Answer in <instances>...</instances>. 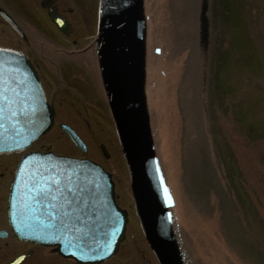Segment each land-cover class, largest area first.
<instances>
[{
    "label": "rangeland",
    "instance_id": "374dc122",
    "mask_svg": "<svg viewBox=\"0 0 264 264\" xmlns=\"http://www.w3.org/2000/svg\"><path fill=\"white\" fill-rule=\"evenodd\" d=\"M140 2L147 46V107L185 260L187 264H264V103L258 106L261 111L255 108L259 99L255 81L258 77L264 80V73L258 76L256 71L257 50H245V44L234 38L237 32L244 36L248 29L251 46L256 39L264 44V0H233L234 12L244 21L237 31L228 22L225 0H208L210 39L206 49L199 42L203 0ZM90 3L93 0H80L76 6L88 12ZM81 27H86L85 22ZM96 36L95 30L90 36H78L76 48H86ZM64 44L73 50L71 41ZM261 49L263 54L264 45ZM245 54L253 64L246 63ZM205 55L208 63L204 66ZM57 58L65 76L59 83L68 84L57 86L54 76L59 74L55 71L47 78V86L57 105L59 124L66 123L80 134L88 154L84 156L59 126L41 144L52 146L58 154L89 158L113 173L119 203L131 215L125 250L105 264H158L135 214L96 54ZM219 86L226 90L231 86L230 94ZM244 103L250 109H240ZM248 129L259 131L260 137ZM102 144L110 159L103 155ZM216 147L222 154L219 157ZM222 160L227 166L235 165L226 168L225 179ZM232 180L244 199L241 204L236 196L234 208L226 206ZM251 241L261 246L259 251L251 249L258 252L256 257L242 243L253 244Z\"/></svg>",
    "mask_w": 264,
    "mask_h": 264
},
{
    "label": "water",
    "instance_id": "95a60500",
    "mask_svg": "<svg viewBox=\"0 0 264 264\" xmlns=\"http://www.w3.org/2000/svg\"><path fill=\"white\" fill-rule=\"evenodd\" d=\"M139 7L138 0H101L100 44L105 86L143 231L160 264H184L159 180L147 115L143 92V50L138 26ZM207 8L205 3L201 16L203 41H207L209 35ZM36 100L44 112L37 115L41 124L39 127L36 125L34 140L51 129L54 119V111L46 103L40 88ZM64 129L76 145L86 152V146L79 136L69 127ZM38 158L40 160L34 158L32 162L42 163L43 168L36 179L46 175L51 167L61 169L67 187L75 190L71 195L77 196L81 202L82 219L77 232H74L76 239L66 243L65 250H61L62 255L74 258L80 264H101L110 260L125 238L128 223L126 211L116 204L112 176L89 160L76 161L52 154ZM31 193V186L20 180L16 200L28 206L33 199ZM93 196L98 198L95 204L90 202ZM29 211L30 206L20 211L21 217ZM24 219H28V216L25 215ZM20 236L33 240L26 231L21 232ZM37 243L50 244L43 241Z\"/></svg>",
    "mask_w": 264,
    "mask_h": 264
},
{
    "label": "flooded vegetation",
    "instance_id": "af4514ba",
    "mask_svg": "<svg viewBox=\"0 0 264 264\" xmlns=\"http://www.w3.org/2000/svg\"><path fill=\"white\" fill-rule=\"evenodd\" d=\"M79 1L0 0V49L14 51L11 58H0L8 70L5 72L4 83L0 85L3 90L0 94V109L7 113H20L22 107L29 106L30 95L35 94L37 76L49 102L56 105L47 90V78L60 60L52 58L49 52L52 54L53 51L69 49L64 41H71L72 46L76 47L79 45L78 36H83L84 33L90 36L94 32L95 7L90 3L88 12L80 7L78 10L76 5ZM3 13L11 20H7ZM52 15L66 23L67 31L63 33L57 27ZM84 22L86 27L83 28L81 24ZM16 52L23 54L25 58L13 57ZM58 78L62 82L60 76ZM55 109L58 119L56 106ZM35 145L33 151L36 150ZM26 154L16 151L0 153V264H12L19 258H22L19 264H77L62 257L55 246L23 242L16 234L9 201L16 174ZM59 189L61 187L54 188L52 182L49 183L44 213L50 228L52 222L57 223L54 232H62V224L67 222V212L63 211V199L58 194ZM30 221L35 223L36 219L32 218ZM51 233L52 230L49 229L47 238L50 241L53 237L57 241L61 238L56 237H62L61 234L52 236Z\"/></svg>",
    "mask_w": 264,
    "mask_h": 264
},
{
    "label": "trees",
    "instance_id": "16d2710c",
    "mask_svg": "<svg viewBox=\"0 0 264 264\" xmlns=\"http://www.w3.org/2000/svg\"><path fill=\"white\" fill-rule=\"evenodd\" d=\"M225 4H226L225 7H226V10H227L226 14H227L228 22H229V24L231 23L232 27H234L235 30L237 31L238 25H241V23L244 24V21L242 20V18L239 19L240 15H237L236 12H234L235 3L233 2V0H225ZM247 31H246V34L244 36L241 35L240 32H237L236 36H234V38H235V40L237 42H241L242 44H245L244 45V49L245 50H248L249 47H251L253 51L257 50V58H258V60H257V70L256 71L259 74L258 76H261L264 73V56H263L264 53L262 54L263 50L261 49L264 44H262L258 39H256L253 42L255 45L251 46L249 40L252 39V32H251V36H250V33H249L250 30L247 29ZM262 34L264 35V31H262ZM242 39H244V42H242ZM245 59L247 60L246 63H249L250 65L253 64V59L249 55L247 56L245 54ZM258 82H260V83H258ZM215 86H216V83H215ZM230 87L231 86H228V90H226L225 88L219 86V89L225 90V91H227L228 94H230ZM255 89H256V92H257V94L259 96V99L257 100V103L255 104L256 105L255 108H257V109H259L261 111V108L258 107L259 105H262L264 103L263 102L264 101V80H262L261 77H258V81L257 80L255 81ZM246 108L250 109V105L245 104V103L243 105L240 104V109H246ZM260 115H261V117H263L262 113ZM242 124L245 125V121H243ZM248 130H250L251 132H254V137L255 136L260 137L259 131L255 130V129H248ZM254 137H252V139H254ZM260 140L263 143L264 139L263 140L260 139ZM228 167H229V165L227 166V168ZM229 177L231 178L230 175H229ZM231 183L233 185V180H232ZM235 184L236 183H234L233 187H229L228 193L230 194V197H227V200H226V206H231L233 208L235 206V203H234L235 201L233 199H235L236 196L238 197V200L240 201L241 204H242V202L244 200L239 195V193H240L239 185L235 186ZM250 236H253V235H250ZM248 246L251 249H253V248L255 249V244L254 245L253 244H248ZM248 246H247V248H248Z\"/></svg>",
    "mask_w": 264,
    "mask_h": 264
},
{
    "label": "snow or ice",
    "instance_id": "6c2138e0",
    "mask_svg": "<svg viewBox=\"0 0 264 264\" xmlns=\"http://www.w3.org/2000/svg\"><path fill=\"white\" fill-rule=\"evenodd\" d=\"M8 71L6 67H4V62L0 61V85H2L5 81V72ZM2 88H0V94H2ZM3 109H0V113H2Z\"/></svg>",
    "mask_w": 264,
    "mask_h": 264
}]
</instances>
